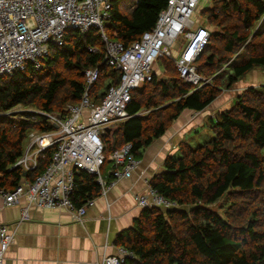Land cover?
I'll use <instances>...</instances> for the list:
<instances>
[{
    "label": "trees",
    "instance_id": "1",
    "mask_svg": "<svg viewBox=\"0 0 264 264\" xmlns=\"http://www.w3.org/2000/svg\"><path fill=\"white\" fill-rule=\"evenodd\" d=\"M166 4L167 0H133L123 6L115 0L104 32L127 45L155 24ZM200 12L207 18L210 38L195 62L199 73L212 77L211 83L195 87L180 77L174 46L181 39L176 41L175 56L157 59L164 65L162 76L155 71L152 79L132 90L128 104L132 116L104 131L106 157L131 141L138 158L182 110L204 109L246 72L264 66V0H212ZM105 50L98 27L86 32L67 29L63 43L50 46L40 58V68L28 62L13 74H0V111L22 104L64 114L68 102L81 98L84 69L95 66L99 76L89 98L96 102L119 82L120 70L104 61ZM142 108L151 110L140 116ZM22 116L0 114V189L32 180L44 171L55 149L40 151L32 170L11 168L24 153L30 131L53 128L45 116ZM209 120L214 133L210 140L197 146L181 141L179 153L168 154L164 169L151 177V185L177 205L143 207L133 225L118 234L117 244L133 251L123 264H264V91L246 88L216 121ZM110 165L106 159L103 170ZM100 190L94 174L85 170L75 174L72 199L77 205ZM216 201L222 213L208 207Z\"/></svg>",
    "mask_w": 264,
    "mask_h": 264
},
{
    "label": "built area",
    "instance_id": "2",
    "mask_svg": "<svg viewBox=\"0 0 264 264\" xmlns=\"http://www.w3.org/2000/svg\"><path fill=\"white\" fill-rule=\"evenodd\" d=\"M114 1L0 0V74H13L24 69L28 62L40 68V58L48 54L50 46L63 43L67 29L86 32L91 26L100 29L106 42L104 61L120 70L119 82L110 85L101 98L92 102L89 89L99 76V68L86 67V84L81 98L78 102H68L64 114L22 104L0 111V114L16 116H22L17 112L28 111L30 115L22 117L36 119L42 115L58 125L50 130L30 131L24 153L11 166L20 165L25 170H32L37 165L39 152L54 146L52 158L44 171L11 189H0L7 205L17 203L21 196H25L27 206L23 208L21 219L27 218L29 206L36 205L63 208L73 219L84 221L87 206L94 198H88L81 205L73 201L75 174L82 170L94 174L101 186L100 194L106 193L119 179L132 175L140 162L132 151L133 143L125 142L106 157L105 126H113L132 116L128 112L132 90L152 79L154 63L161 56L172 57L174 43L180 38L183 44L174 57L180 77L195 87L211 83L212 77L199 73L195 62L210 38L209 28L194 24L193 14L198 0H167L155 24L127 45L109 39L103 29L105 20L111 16ZM89 49L94 51L96 47L90 46ZM106 159L111 165L104 172ZM135 200L141 207L177 205L149 180L146 190L135 194ZM15 232L16 226L0 221V264ZM132 256L133 251L120 246L117 254L104 255L99 264H123Z\"/></svg>",
    "mask_w": 264,
    "mask_h": 264
},
{
    "label": "crops",
    "instance_id": "3",
    "mask_svg": "<svg viewBox=\"0 0 264 264\" xmlns=\"http://www.w3.org/2000/svg\"><path fill=\"white\" fill-rule=\"evenodd\" d=\"M262 20L263 16L253 32ZM205 23L206 19L202 25L209 28ZM194 24L197 26L195 19ZM182 44L183 39L180 47ZM250 86L264 91L263 65L224 88L204 109L182 110L166 131L141 151L140 162L130 177L119 179L106 193L91 197L94 200L87 206L84 221L73 219L66 209L36 205L29 206L27 218L21 219L27 206L25 196L7 205L0 194V221L16 226L2 264H99L104 255L117 254L122 246L116 242L118 234L132 226L143 210L135 194L144 192L153 174L164 169L167 155L174 154L181 141H187V131L204 125L207 115L216 121L218 113L230 108L235 96Z\"/></svg>",
    "mask_w": 264,
    "mask_h": 264
},
{
    "label": "rangeland",
    "instance_id": "4",
    "mask_svg": "<svg viewBox=\"0 0 264 264\" xmlns=\"http://www.w3.org/2000/svg\"><path fill=\"white\" fill-rule=\"evenodd\" d=\"M132 3H133V0H121V5H123V6H130V5H132ZM211 4H212V0H199L198 1V4H197L195 11H194V14H193V19H195V23L197 26L202 25L204 23L205 19H206V22L208 23L206 16L201 15L200 11L205 9V8L210 7ZM207 23H205V24H207ZM180 44H181V41L175 43L174 48L176 50L175 51L176 55H177L178 49L180 48ZM163 66L164 65L161 63V61H157L153 65V70L157 71L162 76L163 72L161 73V71L163 70ZM163 76H167V75L165 74ZM150 110L151 109H149V108H142L139 111V115L140 116L145 115ZM209 125H211V121L209 120V115H207L205 118V124L197 126V128L195 127L194 129H190L189 131H187L185 134V139H187V141L190 142L194 146H197V145H199L205 141L210 140L213 137L214 133L212 132L211 127H209ZM178 153H179V151L177 149H175L174 154L176 155ZM219 202L220 201L213 202V203L209 204L208 207H210L214 210H217V211L219 210L220 213H222L223 209L219 206Z\"/></svg>",
    "mask_w": 264,
    "mask_h": 264
},
{
    "label": "water",
    "instance_id": "5",
    "mask_svg": "<svg viewBox=\"0 0 264 264\" xmlns=\"http://www.w3.org/2000/svg\"><path fill=\"white\" fill-rule=\"evenodd\" d=\"M52 125H53L54 127H57V126H58L57 123H52ZM111 129H112V126H105V130H106L107 132L111 131Z\"/></svg>",
    "mask_w": 264,
    "mask_h": 264
},
{
    "label": "clouds",
    "instance_id": "6",
    "mask_svg": "<svg viewBox=\"0 0 264 264\" xmlns=\"http://www.w3.org/2000/svg\"><path fill=\"white\" fill-rule=\"evenodd\" d=\"M196 44V41L194 42V45Z\"/></svg>",
    "mask_w": 264,
    "mask_h": 264
}]
</instances>
